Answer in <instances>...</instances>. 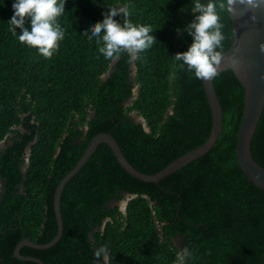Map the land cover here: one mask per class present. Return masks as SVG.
Returning <instances> with one entry per match:
<instances>
[{"label": "trees", "instance_id": "16d2710c", "mask_svg": "<svg viewBox=\"0 0 264 264\" xmlns=\"http://www.w3.org/2000/svg\"><path fill=\"white\" fill-rule=\"evenodd\" d=\"M217 3L225 5L218 7L223 54L233 31L226 0ZM11 4L0 0V144L11 141L0 148V264H37L15 258L14 249L24 239L44 245L56 236L55 189L95 135L111 134L128 163L152 175L204 144L212 118L203 79L174 57L191 43L175 31L192 19L190 0H67L58 18L65 35L48 58L10 31ZM123 5L127 19L151 25L157 40L135 58L134 82L129 53L107 58L84 31L101 12ZM213 86L222 132L206 155L145 183L100 145L61 194L59 242L46 250L23 247L19 255L43 264H96L103 248L107 264H172L184 243L194 252L186 264H264V193L235 156L243 90L231 71L216 74ZM250 152L264 168V110ZM123 193L135 197L124 211L111 207Z\"/></svg>", "mask_w": 264, "mask_h": 264}, {"label": "water", "instance_id": "95a60500", "mask_svg": "<svg viewBox=\"0 0 264 264\" xmlns=\"http://www.w3.org/2000/svg\"><path fill=\"white\" fill-rule=\"evenodd\" d=\"M226 5L233 31V41L230 48L221 54L217 74L231 71L242 87L244 94L243 113L237 131L235 156L248 182L264 193V168L254 161L250 152L251 140L264 110V53L260 51V45L264 44V0H255V6L240 3V0H233L229 4L226 0ZM129 55L130 81L134 82L136 77L135 58L131 54ZM116 61L117 58L110 64L109 70L102 77L103 80L114 72ZM214 77L202 80L212 118L211 132L204 144L177 158L158 173L148 175L139 172L128 163L111 134L99 133L95 135L87 144L75 167L59 181L55 189L53 208L57 224L56 236L44 245H36L24 239L16 245L14 257L22 261L43 264L40 260L21 257L19 251L23 247L46 250L59 242L63 231L60 215L61 194L68 182L80 172L100 145L105 144L110 148L120 167L128 175L145 183H158L165 177L206 155L213 148L222 132V109L214 90ZM131 101L132 99L128 101V104ZM135 116L137 115L135 114ZM139 119L143 121L141 118ZM22 172H24V169H22ZM123 194L126 200L135 197L127 193ZM114 203L116 202L112 201L111 205ZM126 204L127 201L124 202L123 210H125Z\"/></svg>", "mask_w": 264, "mask_h": 264}, {"label": "clouds", "instance_id": "9594fccd", "mask_svg": "<svg viewBox=\"0 0 264 264\" xmlns=\"http://www.w3.org/2000/svg\"><path fill=\"white\" fill-rule=\"evenodd\" d=\"M228 2L231 4L233 0ZM66 3L67 0H12L13 14L8 20L10 31L38 54L51 57L65 35L58 18L65 13ZM240 3L255 6V0H240ZM190 5L191 21L183 29L177 28L175 31L177 34L186 32L191 36V43L187 44L185 51L175 53L174 57L180 62L179 66L186 67L195 78L211 79L217 74L221 60L219 49L225 38L218 7L224 8L225 5L218 4L217 0H190ZM129 15L127 5L109 7L101 12V20L88 23L84 31L96 36L100 54L113 58L126 51L139 58V54L150 49L157 41L151 34V25L134 23L127 19ZM260 51L264 53V44L260 45ZM175 256L172 264H186V258L194 259V252L190 246L182 243ZM95 257L103 258V264L108 260L103 248L95 252Z\"/></svg>", "mask_w": 264, "mask_h": 264}, {"label": "rangeland", "instance_id": "374dc122", "mask_svg": "<svg viewBox=\"0 0 264 264\" xmlns=\"http://www.w3.org/2000/svg\"><path fill=\"white\" fill-rule=\"evenodd\" d=\"M118 7H121V6H118ZM130 117L132 118V120H133L134 122H136V123L140 122L139 117L135 116V113H131V114H130ZM10 143H11L10 140L1 143V144H0V148L3 149V148H5L7 145H9ZM123 204H124V202L122 201V202H119V203H114L113 206L119 205V206H120V209L123 210V206H124ZM176 246H179L178 241H176ZM97 264H102V262L97 263Z\"/></svg>", "mask_w": 264, "mask_h": 264}, {"label": "flooded vegetation", "instance_id": "af4514ba", "mask_svg": "<svg viewBox=\"0 0 264 264\" xmlns=\"http://www.w3.org/2000/svg\"><path fill=\"white\" fill-rule=\"evenodd\" d=\"M26 166H27V165L24 164L23 167H22V169L25 170ZM122 201H123V202L127 201V200H126V197L124 196V194H123V199H121V200H119V201H115V202H116V203H119V202H122ZM113 205H114V204H113ZM113 205H111V207H112ZM123 205H124V204H123ZM116 206H118V207L120 208L119 205H116ZM123 207H124V206H123ZM122 211H124V210H122ZM19 252H20V251H19ZM25 258H26V257H25ZM36 260H37V259H36ZM100 262H102V264H103V260H102V261H99V262H97V263H100ZM97 263H96V264H97ZM106 264H107V262H106Z\"/></svg>", "mask_w": 264, "mask_h": 264}]
</instances>
